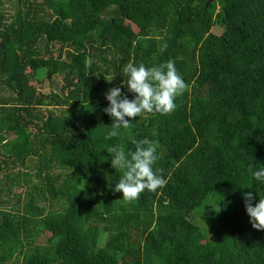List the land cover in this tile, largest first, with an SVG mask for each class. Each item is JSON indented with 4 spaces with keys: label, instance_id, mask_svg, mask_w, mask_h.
<instances>
[{
    "label": "trees",
    "instance_id": "obj_1",
    "mask_svg": "<svg viewBox=\"0 0 264 264\" xmlns=\"http://www.w3.org/2000/svg\"><path fill=\"white\" fill-rule=\"evenodd\" d=\"M169 60L175 111L105 139L127 63ZM131 138L159 142L167 184L127 201L107 148ZM261 168L264 0H0V264H264Z\"/></svg>",
    "mask_w": 264,
    "mask_h": 264
},
{
    "label": "clouds",
    "instance_id": "obj_2",
    "mask_svg": "<svg viewBox=\"0 0 264 264\" xmlns=\"http://www.w3.org/2000/svg\"><path fill=\"white\" fill-rule=\"evenodd\" d=\"M123 72L127 79L123 81L122 86L126 85L128 91L135 94V98L130 100L126 95H122L121 87H112L106 92L109 104L104 111L114 117L115 121L105 139L116 137L120 128L130 129L133 118L143 113H172L177 108L176 98L189 89L188 83L182 78L172 60L153 67H146L143 63L136 66L130 61L123 68ZM131 143L135 145V150L127 153L123 147L107 148L112 158V167L123 170V176L114 190L122 192L123 199L127 201L138 199L146 189L156 191L167 184L163 169L154 167L158 160L159 142L131 138ZM252 175L256 180L264 182V168L254 171ZM243 196L252 227L264 230V198H260L259 202L253 205L255 196L252 192H246Z\"/></svg>",
    "mask_w": 264,
    "mask_h": 264
},
{
    "label": "rangeland",
    "instance_id": "obj_3",
    "mask_svg": "<svg viewBox=\"0 0 264 264\" xmlns=\"http://www.w3.org/2000/svg\"><path fill=\"white\" fill-rule=\"evenodd\" d=\"M5 6H6V8L8 7L7 6V3H5ZM126 24H127V27H128L129 30H131L133 32H137L136 27L132 23L126 22ZM217 33H220V31H217ZM51 79L53 81L52 84L49 81H46V83H44V84H36V85H35V83H32V84L35 85L36 88H38V91L39 92H42L43 94H48L51 90L56 91L55 90V87H54L56 84H58V86L61 87L62 86V83H63V81H62L63 78L61 80L60 76H58V77H51ZM200 128H201V132L202 133H206L207 127L203 123H201ZM199 234H200V231H199ZM200 236H202V235H200Z\"/></svg>",
    "mask_w": 264,
    "mask_h": 264
}]
</instances>
